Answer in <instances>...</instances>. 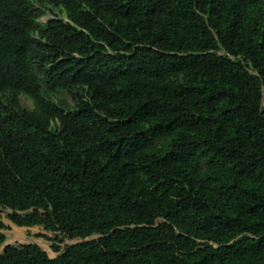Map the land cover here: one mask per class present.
Returning <instances> with one entry per match:
<instances>
[{"label": "trees", "instance_id": "1", "mask_svg": "<svg viewBox=\"0 0 264 264\" xmlns=\"http://www.w3.org/2000/svg\"><path fill=\"white\" fill-rule=\"evenodd\" d=\"M0 207L83 239L0 264H264V0H0Z\"/></svg>", "mask_w": 264, "mask_h": 264}, {"label": "rangeland", "instance_id": "2", "mask_svg": "<svg viewBox=\"0 0 264 264\" xmlns=\"http://www.w3.org/2000/svg\"><path fill=\"white\" fill-rule=\"evenodd\" d=\"M43 9L45 14L40 18L42 22H45L47 19L53 17L62 18L63 20L68 21L64 10L61 8H57L52 5L46 4L43 6ZM51 97L53 98V100H58V101L65 99L67 102L70 103L71 106L74 105L71 96L67 92L64 91L58 92L56 94H53V96ZM21 104L24 107L30 109L33 108V101L24 95L21 96ZM10 213H11L10 209L0 207V220L3 221L7 226V228L2 230L6 236V240L3 243V245L0 247V253L2 251V248L9 244L20 245V244L35 242L39 244L44 250H46L51 257H56L61 251L64 250V248L67 245H71L83 240L80 238L70 239L62 236L58 232L46 231L41 225L32 226L30 229H28L26 226L18 227L9 219L8 216ZM97 237L98 235L96 234L91 237H88L87 239H92ZM56 238L62 239L61 242H58L61 248L59 252H56L52 249V245L55 244L54 239Z\"/></svg>", "mask_w": 264, "mask_h": 264}, {"label": "water", "instance_id": "3", "mask_svg": "<svg viewBox=\"0 0 264 264\" xmlns=\"http://www.w3.org/2000/svg\"><path fill=\"white\" fill-rule=\"evenodd\" d=\"M5 247H6V246H4V247L2 248V251H1L0 255L5 251Z\"/></svg>", "mask_w": 264, "mask_h": 264}, {"label": "crops", "instance_id": "4", "mask_svg": "<svg viewBox=\"0 0 264 264\" xmlns=\"http://www.w3.org/2000/svg\"><path fill=\"white\" fill-rule=\"evenodd\" d=\"M19 227V226H18ZM28 229H30L31 227H27ZM31 243H35V242H31ZM35 244H37V243H35ZM39 245V244H38ZM46 251V250H45ZM50 256V255H49ZM51 257V256H50Z\"/></svg>", "mask_w": 264, "mask_h": 264}]
</instances>
